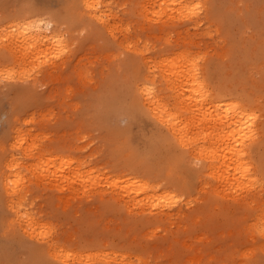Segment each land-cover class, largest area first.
I'll use <instances>...</instances> for the list:
<instances>
[{"label": "rangeland", "instance_id": "374dc122", "mask_svg": "<svg viewBox=\"0 0 264 264\" xmlns=\"http://www.w3.org/2000/svg\"><path fill=\"white\" fill-rule=\"evenodd\" d=\"M100 1L108 24L90 18L81 0H0V264H264V145L254 160L257 184L232 187L166 128L144 118L128 130L115 114L149 80L148 59L187 49L205 57L211 89L219 79L253 100L262 127L264 0H201L213 11L210 34L188 20L164 33L141 15L140 0ZM35 19L54 22L59 47L8 43L14 24ZM11 155L22 180L9 194ZM50 162L70 165L73 179H48L58 167ZM132 181L156 195L168 189L173 202H162L161 212L126 203L121 191Z\"/></svg>", "mask_w": 264, "mask_h": 264}, {"label": "bare ground", "instance_id": "6f19581e", "mask_svg": "<svg viewBox=\"0 0 264 264\" xmlns=\"http://www.w3.org/2000/svg\"><path fill=\"white\" fill-rule=\"evenodd\" d=\"M81 1V6H83L84 10L88 12L90 18L96 19L101 24H108V16L106 15V11L101 9L103 7L105 8V6L102 5V2L100 0ZM141 3V0L139 1V3H137L136 1L137 7L139 4V12L141 13V15L146 20H151L153 23H158L160 25L161 31L164 33L169 29L167 28L168 26L173 25L174 21L181 22L186 20L192 22V26L196 28L200 26L202 27L206 24L204 32L206 34H210L211 32L209 28L211 26L210 21L212 20L211 16L213 15V11L209 10V8H207L205 5L203 6L201 0H145V4L151 6V10H147V12L146 7H143V4L141 5ZM202 14L203 16H201ZM238 17L237 19H239ZM240 17H242V14ZM42 21L39 22V20H36V22L31 23L28 20V22L30 23L28 27H25L27 20L24 23L25 26L21 24L23 23V21L19 22L21 27H23L22 32L20 29L21 27L18 25V28L17 24V27L14 24L13 29L16 30L17 33L20 30L21 34L19 35L16 32L11 31L9 34V38L11 39V41H8L10 39H5L8 37V35H6L7 37L5 36L4 38L5 42L4 40L2 42L6 43V41H8L9 44L12 42L11 44L14 46V40L18 45L21 42H27V44L34 43L37 47L33 49H37L40 45H45V43L50 40V43L52 45L59 43L58 45H54L59 47V45L61 44L60 35L51 33L53 30L52 28L54 26V22L52 20H49L42 23ZM128 25H126L127 30L129 29ZM42 33H50L52 35L50 36L49 34L48 36L45 34L44 36L41 35ZM169 34L170 32L168 31L166 33V37L169 36ZM10 35H12L13 37L11 38ZM9 44H7L6 47H8V49H13L12 45H10L12 47L9 48ZM27 44L25 45L29 47V44ZM16 47L15 50L17 51L18 49H16ZM21 47L24 48V46ZM29 49H32L31 45ZM22 50L26 53L21 52V54H25V57L29 59V57L26 56L29 51L27 52V50ZM22 50L20 49L17 52H20ZM143 51L137 48V55L143 56ZM30 52L32 53V51ZM41 52L43 51L41 50ZM34 53L36 54V51ZM162 55L164 56L159 58L158 60H147L146 63L151 74L149 80L142 79L140 82H136L137 84L135 88L133 86V88L135 89V93L130 99L128 107L122 105L116 107V117L120 118V120L127 121L128 130H132L134 127L133 125L140 123L144 118L152 120L154 122L153 126H156V129L158 130V127L160 126L166 128L167 132L171 133V135H173V137L176 139L174 140L178 141L181 148H193L192 151L194 150V152L196 151L197 153V155L194 156H199L202 162H207L208 166L206 167L208 168V172H210V174L212 173L213 176H216L215 179L221 183L232 187L241 186L242 188H251L254 184H257L255 180L256 171L254 170V160L259 157V151L264 145V125L262 127L260 126L258 111L254 106L253 100L246 96L242 90L238 91L236 89H230L228 88L229 85H227V88L226 86L223 87L221 83L222 81H220L219 79L216 80L218 81V83L215 82V84H211L210 82L213 87L211 89L209 86V76H211L212 72L210 73L211 69L210 71H208L209 66L207 64H203V59L205 57L199 53L192 52L187 49H180L170 54L163 53ZM31 59L33 58H31L30 56L29 60ZM156 71H159V83L156 82V79L158 78L155 77V74H157ZM212 80L214 81L213 78ZM113 106L116 105L113 104ZM167 136L170 137V135L168 134ZM17 137L18 136H16L15 138L18 139L19 137ZM22 139L23 138L18 139V141ZM23 141L24 140H22L21 142ZM15 143L13 142L12 144L16 145ZM170 147L172 148V146ZM32 148L34 147H30L24 150L22 153L25 154V151L30 152L29 149ZM28 152L27 154L30 155V153ZM13 156L12 159L9 157L11 160L8 159L10 161L8 162V166L6 162V166L10 169L11 173L7 172V175L3 177V179L5 180L4 187L9 194L11 190L13 192H19L18 189L20 187L18 182H21L22 180V173L20 174V171L16 170V167L18 166L16 160L18 159H13ZM50 163H52L53 166L57 165L58 167H54L55 172H51L46 175L48 179L60 182L73 179L75 173L73 169H70V165H67V167L65 168V164H57V162ZM45 166H43L42 168L44 169ZM1 172L3 176V171ZM126 179V181H131L134 180L135 177ZM121 192L122 195H119L121 196L123 201L125 200L126 203L134 202L135 206L148 208L150 212L154 210L153 207L161 212L160 205L162 202L167 201L168 204H171L173 202L172 200H170L171 196L168 193V189L167 191L163 192V195H156V193H158L157 190L152 189L149 184L138 185L137 181H132V184L123 189ZM147 193H152L153 195L144 196V194ZM19 196L20 195H18V197ZM154 198H157L159 202L153 204L152 200ZM20 199L21 196L19 200ZM4 205L6 206V204ZM11 207L13 209L14 206L11 205ZM15 210L18 211L17 208ZM19 215L21 218V214ZM23 216L27 219L26 220L24 218L25 230L31 231L33 227L31 222L29 221V218L27 217L29 215L25 213L22 214V217ZM17 219H19L18 216ZM2 223H5L4 220L2 221ZM260 227L258 228L261 231H264V227ZM10 228L12 230V227ZM10 228L9 231H11ZM8 234L10 233L8 232Z\"/></svg>", "mask_w": 264, "mask_h": 264}]
</instances>
